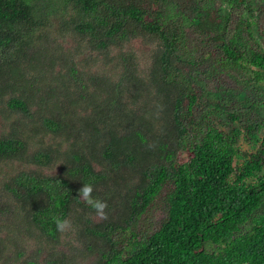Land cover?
Returning <instances> with one entry per match:
<instances>
[{
    "label": "trees",
    "instance_id": "16d2710c",
    "mask_svg": "<svg viewBox=\"0 0 264 264\" xmlns=\"http://www.w3.org/2000/svg\"><path fill=\"white\" fill-rule=\"evenodd\" d=\"M227 1L0 0V264H264V135L242 152L238 124L217 121L236 108L203 80L231 65L248 89L263 80L264 53L238 42L252 0ZM187 22L215 49L193 50ZM158 199L166 216L142 228Z\"/></svg>",
    "mask_w": 264,
    "mask_h": 264
},
{
    "label": "rangeland",
    "instance_id": "374dc122",
    "mask_svg": "<svg viewBox=\"0 0 264 264\" xmlns=\"http://www.w3.org/2000/svg\"><path fill=\"white\" fill-rule=\"evenodd\" d=\"M204 7L208 10L215 9L219 12L220 15H225L227 12L231 10V5L227 0H204ZM243 12V16L245 19H249L251 22V37L241 36L238 38V42L241 43L242 51L245 50L248 46H252L258 51L264 53V0H252V4L250 8H253V11H249L244 5H240L238 7ZM205 13V11H204ZM186 30L190 29L189 33H187L188 39L195 42L192 45L193 50L201 49L204 50L206 46H209L211 49H215V46L210 42L206 37L201 34V32L194 27V22H187ZM140 43L139 40H135L133 42L134 47ZM197 44V45H196ZM206 44V45H205ZM200 47V48H199ZM244 56H247V53L244 52ZM244 62L243 64H245ZM254 68V67H252ZM263 72V80L259 83H251L253 87L250 89L243 86L241 83H236L235 77H233L230 73L235 71V67L233 65L229 66L223 73H215L213 72L208 74L210 76L205 78L204 75V84L206 85V89L212 93L213 96L224 100L225 102H229L230 105L236 108V114L239 115V118L234 122L228 120L227 116L222 113L218 116L217 121L222 128L226 130L230 129V126L234 123L238 124V126L242 129L241 135L238 137V147L242 152H254L261 142V138L264 135V127L258 130L257 137L254 139L249 134L246 133L245 123L247 120L251 122H255L256 120L263 122L264 120V105L262 102L264 101V69H260ZM241 72L245 73L246 69L241 68ZM237 75V74H236ZM257 88L261 91V95L257 94ZM247 100L258 101L259 109L249 110L248 105L246 103ZM231 101V102H230ZM238 163L242 162V158H237ZM264 174V171L261 172ZM260 173V174H261ZM166 216V208L161 199H158L155 204H153L148 210V212L142 217L141 225L142 228L151 230H155L160 223L161 220ZM62 242L67 243L69 245L72 244V253H76L75 248L80 245L77 242V238L75 236H64L62 237ZM65 250H68V246H62ZM77 254V253H76ZM5 257L9 256H1V260ZM74 258V262L77 264H92L95 261L96 256H72ZM4 262V261H3Z\"/></svg>",
    "mask_w": 264,
    "mask_h": 264
},
{
    "label": "clouds",
    "instance_id": "9594fccd",
    "mask_svg": "<svg viewBox=\"0 0 264 264\" xmlns=\"http://www.w3.org/2000/svg\"><path fill=\"white\" fill-rule=\"evenodd\" d=\"M93 192L94 186L89 183H84L83 186L78 190V197L94 210L96 216L101 219H106V209L108 207L107 202L100 198L94 197ZM52 219L58 232L65 233L71 230L72 223L69 219L58 216H54Z\"/></svg>",
    "mask_w": 264,
    "mask_h": 264
}]
</instances>
